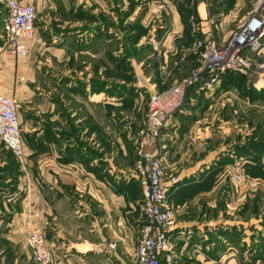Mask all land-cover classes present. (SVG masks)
I'll return each instance as SVG.
<instances>
[{
  "label": "crops",
  "instance_id": "obj_1",
  "mask_svg": "<svg viewBox=\"0 0 264 264\" xmlns=\"http://www.w3.org/2000/svg\"><path fill=\"white\" fill-rule=\"evenodd\" d=\"M21 1L34 4L37 14L42 15L36 17L35 36L26 39L30 48L27 57L13 55L0 40V91H11L17 101L26 167L24 172L12 152L0 144V264H33L27 239L35 227L45 231L54 264H134L133 252L145 220L141 217V188L132 163L127 161L131 148L121 144L118 161L114 145L104 144L105 152L100 157L99 144L92 149L86 144L85 90L83 86L79 90L80 80L59 79L49 61L50 73L45 80L48 89L42 88L37 75L38 53L64 55L76 37L91 42L100 37V32L95 26L84 29L80 19H73L75 10L71 12L66 0ZM78 2L88 5L87 0ZM241 3L238 0L236 7ZM4 7L0 2V31L9 15V10L3 14ZM226 93L217 97L196 93L186 110L167 123L164 135L169 146L161 156L169 167L179 168L180 175L178 185L170 187V204L176 196L185 200L183 208L188 211L200 208L202 200L213 208L212 183L219 168L234 159L232 144H214L217 134L206 108L213 106L212 98L221 100ZM99 96L90 94L88 98ZM40 121L48 123V139L38 142L44 133ZM224 130L231 131L229 127ZM33 134L36 136L31 137ZM91 136L94 140V129ZM150 149L157 150L153 145ZM233 203L239 211L241 204ZM198 217L177 219V228L172 231L179 239L175 241L177 253L181 257L189 253L209 264H235L237 249H226L221 242L219 251L217 243L209 242L210 233L231 229L230 219ZM182 231L184 238L179 236ZM255 232L253 229V242L258 243L261 230ZM110 242H116L118 248L110 251Z\"/></svg>",
  "mask_w": 264,
  "mask_h": 264
},
{
  "label": "rangeland",
  "instance_id": "obj_2",
  "mask_svg": "<svg viewBox=\"0 0 264 264\" xmlns=\"http://www.w3.org/2000/svg\"><path fill=\"white\" fill-rule=\"evenodd\" d=\"M78 1L66 0L71 12L75 10L73 19H80L84 29L95 26L100 37L91 42L76 37L64 55L38 53L37 75L42 88L48 89L45 82L50 73L48 61L49 64L53 63L54 73L59 79L80 80L79 90L82 86L85 90L86 144L90 149L99 144L100 157L105 152L104 144L114 145L118 161L121 160V144L131 148L132 155L127 161L132 163L134 175L138 173L140 160L138 128L148 118L152 94H167L170 99L175 90L180 88V95L174 98H179L182 103L174 112L175 116L186 110L198 92L211 93L214 97L228 92L221 100L212 98L213 106L206 108V116H210L217 134L213 138L214 144L217 141L218 144H232L234 159L232 163L219 168L221 171L212 183L215 188L211 200L213 208L209 202L207 204V200H202L200 208L191 212L183 208L185 200L176 196H173L172 205L177 219L226 216V219H230L231 229L210 233L209 242L217 243L216 250L219 251L222 250L219 247L221 242L226 245V249H237L239 257L235 264H264V246L261 244V240H264V152L258 156L253 155L254 151L251 152L257 145L255 143H264V101L253 103L242 97L236 88L226 90L222 87L224 75L231 71L245 76L255 88L264 89V48L243 52L249 67L242 71L226 70L212 89L199 88V80L207 77L203 72V66L208 61L206 56L214 57L209 55L212 45L220 60H226L231 50L238 45L235 36L240 32L242 20L252 11L254 0H241L238 7V0H87L88 5ZM4 8L3 14H6L8 8ZM41 15L37 14V18ZM262 42L264 46V36ZM73 90L76 92L75 87ZM5 94L13 97L11 91ZM90 94L100 96L91 100L88 98ZM45 120L48 122V116ZM43 126L44 133L39 136L41 139L38 142L43 138L48 139V123ZM225 127L231 131L226 132ZM93 129L94 140L91 136ZM35 136L33 134L31 137ZM153 146L157 150L149 148L150 151L157 156L163 155L169 146L165 135L160 139L155 138ZM242 146L251 153H241ZM24 157L15 156L25 172ZM163 161V181L169 185L167 199L170 200V187L180 182L179 168L169 167ZM238 193L242 194L237 198ZM233 202L241 204L239 211ZM230 203H233V209L226 210ZM141 217L146 221L144 211ZM253 217L257 219L252 220ZM233 220H242L243 223L238 225L232 223ZM252 228L257 234L261 230L258 243L253 242ZM184 235L180 232L179 236L184 238ZM139 239L140 235L136 247ZM172 240L175 242L179 239L173 234ZM186 243L189 246L191 244L189 240ZM110 244L115 245L113 251L118 248L116 242ZM190 256L185 252L179 264H209ZM258 259L261 261L258 262Z\"/></svg>",
  "mask_w": 264,
  "mask_h": 264
},
{
  "label": "built area",
  "instance_id": "obj_3",
  "mask_svg": "<svg viewBox=\"0 0 264 264\" xmlns=\"http://www.w3.org/2000/svg\"><path fill=\"white\" fill-rule=\"evenodd\" d=\"M0 2L9 10L8 18L0 31L2 45L17 57H27L30 54V48L26 39L33 38L36 32V7L32 3H24L21 0H0ZM252 6L249 16L242 20L239 34L235 36L238 45L231 50L226 60H220L215 46L212 45L209 55L214 57L206 56L208 61L203 66V72L207 77L199 78L201 90L212 89L226 70L242 71L249 67V62L243 57L246 51L253 52L264 48L262 42L264 0H254ZM232 46L231 44L230 47ZM179 89L175 90L174 96L180 95ZM174 96L169 99L167 94L157 92L152 94L148 118L145 124L138 128L140 160L137 178L141 188V204L147 219L140 229L139 244L133 253L134 264H179L181 260V256L176 251L175 242L172 240V231L177 227V218L173 205L167 199L169 185L163 181V157L149 150L154 139H160L164 135L167 123L181 106L182 100ZM0 143L17 158L25 155V142L17 101L2 92H0ZM236 177L240 178L239 175ZM27 243L31 250L33 264H54L46 234L42 228H33ZM114 248V244L108 246L110 251Z\"/></svg>",
  "mask_w": 264,
  "mask_h": 264
},
{
  "label": "trees",
  "instance_id": "obj_4",
  "mask_svg": "<svg viewBox=\"0 0 264 264\" xmlns=\"http://www.w3.org/2000/svg\"><path fill=\"white\" fill-rule=\"evenodd\" d=\"M263 86V85H262ZM223 88H226V90H229L230 88H236L242 97L246 98L247 100H249L250 102H258L264 101V89H257L255 88V86L252 83H249L247 78L245 76H243L242 74L239 73H234V72H229L226 73L223 77ZM255 144H257L255 146ZM253 146L254 149L251 151L253 152V155L255 154V156L260 155L261 153L264 152V143L263 144H258L255 143ZM2 146H4L2 144ZM5 147V146H4ZM243 151H241V153H247L250 154V150L246 151L245 146H242ZM11 156H14L13 153H11ZM15 157V156H14ZM261 244L262 246H264V240H261Z\"/></svg>",
  "mask_w": 264,
  "mask_h": 264
},
{
  "label": "bare ground",
  "instance_id": "obj_5",
  "mask_svg": "<svg viewBox=\"0 0 264 264\" xmlns=\"http://www.w3.org/2000/svg\"><path fill=\"white\" fill-rule=\"evenodd\" d=\"M231 72V71H230ZM262 84H264V83H262Z\"/></svg>",
  "mask_w": 264,
  "mask_h": 264
}]
</instances>
